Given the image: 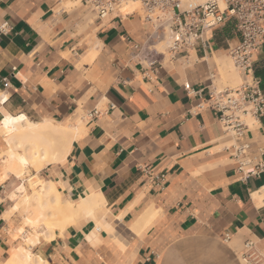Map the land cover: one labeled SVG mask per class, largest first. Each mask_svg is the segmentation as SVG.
Wrapping results in <instances>:
<instances>
[{"label": "crops", "instance_id": "obj_1", "mask_svg": "<svg viewBox=\"0 0 264 264\" xmlns=\"http://www.w3.org/2000/svg\"><path fill=\"white\" fill-rule=\"evenodd\" d=\"M68 1L0 0V27L7 23L0 32V148L7 114L81 119L65 161L43 167L46 179L37 175L63 201L94 196L93 215L51 240L41 235L32 251L47 264H245L240 252L252 239L264 264V205L256 192L264 178H241L232 138L208 101L218 61L240 39L234 21L207 33L209 47L166 55L152 49L155 27L141 13L116 10L88 22ZM255 65L264 90V43ZM95 107L101 113L88 117ZM242 142L259 155L264 116ZM12 173L0 183V264L19 241L12 234L19 210L5 217L17 203L9 196ZM149 210L155 217L138 231Z\"/></svg>", "mask_w": 264, "mask_h": 264}, {"label": "built area", "instance_id": "obj_2", "mask_svg": "<svg viewBox=\"0 0 264 264\" xmlns=\"http://www.w3.org/2000/svg\"><path fill=\"white\" fill-rule=\"evenodd\" d=\"M130 1L141 2L144 19L155 27L152 39L167 35L168 51L173 54L189 53L199 45L209 47L207 33L234 21L240 39L230 48V57L242 74V82L234 87H214L208 101L209 106L219 112L224 131L232 138L229 148L241 178H264V144L259 148V155L252 156L251 144L242 142L251 128L248 118L257 121L264 116V90L255 75V56L264 43V0H206L189 7L183 5V0H83L98 19L108 17ZM6 30L7 23L0 27V32ZM186 87L189 88L190 83ZM100 113V109L95 107L88 117L93 118ZM157 178L163 179L164 175ZM256 192L264 205V182ZM225 239H230L229 233ZM240 256L250 264L261 261V254L252 239L244 242Z\"/></svg>", "mask_w": 264, "mask_h": 264}, {"label": "bare ground", "instance_id": "obj_3", "mask_svg": "<svg viewBox=\"0 0 264 264\" xmlns=\"http://www.w3.org/2000/svg\"><path fill=\"white\" fill-rule=\"evenodd\" d=\"M183 1L185 2L186 0ZM187 1L189 2L191 0ZM197 1L201 0H193V2ZM71 2L73 1H68V4ZM139 2L140 1H133V3L126 4L127 6H130L131 11H134L136 8L135 5ZM77 3L80 4L79 2ZM75 5L76 4H74V6ZM155 38L157 37L155 36ZM2 121L3 127L7 130L5 139L8 145V149L5 152L6 154L8 153L9 156V170L7 171L11 170L15 172L19 177H22L25 174V168L30 166L36 172L35 174L29 176L28 180L31 187L36 190L38 189L39 193L34 194V196H28V198L33 197L39 200L41 198H45L46 201L57 202L58 206H56V210L59 211L54 214H58L61 216L64 215V218L66 220L73 221L74 219H78L80 216H85L86 214L93 215L94 208L91 207L94 197L93 195L81 197L82 199L79 202H74L72 200L63 201L60 198V192L56 185L52 181L41 180L37 175L39 171L46 165L54 162L65 161L67 154L72 148L73 141L76 140V138L78 139L81 135V131L83 129V121L79 119L75 124L71 122H69L68 124L55 123L49 120L35 122L27 118V116L24 114H7L6 117L2 119ZM18 189L23 191L25 190V186L22 185ZM14 192L11 193L10 196L13 199H16L17 193ZM18 204L19 203H16V205L9 210V212L5 216L6 218H9L12 215V212L18 209ZM45 205H47V203H40L39 212L36 213L33 218L28 217V221H26L29 224H33L39 221L38 218L45 217L47 215L44 210ZM39 215L41 217H39ZM155 215V210H149L146 214H144L142 218H140L141 220L139 219L138 223L136 224L137 227H139L137 230L139 231L140 228L146 226L155 217ZM47 223L48 230H45L46 232L40 231L41 233L36 232L35 234L25 235L24 245L18 246L16 249H14V252L4 264H47V260L43 257L37 258L35 253L32 251V247H34V245L38 243L41 235H44L48 238V240H51L55 237V231L59 229L60 232H62L63 228V226H58L59 224L54 222L47 221ZM106 228V230H110L108 229V227ZM24 232V228H21V233Z\"/></svg>", "mask_w": 264, "mask_h": 264}, {"label": "rangeland", "instance_id": "obj_4", "mask_svg": "<svg viewBox=\"0 0 264 264\" xmlns=\"http://www.w3.org/2000/svg\"><path fill=\"white\" fill-rule=\"evenodd\" d=\"M70 1H73V2H71L73 4H71V3L68 4V2H67L66 6L69 5L68 6L69 9H71L74 6V4H76L74 7H82L84 9V11H85V19L88 22H92L93 19L96 17V13L93 12L88 6L83 4L82 0H75V2H74V0H70ZM191 1H189V2L187 0L185 2L183 1V5L185 7L194 6V5L198 4V3L204 2L206 0H201V1H197V2H193V0H191ZM77 2H79L80 4H78ZM129 3H133V1H130ZM135 7L136 8H135L134 12H139V13H141V15L144 14L141 2L137 3L135 5ZM120 10L124 14H127V13H129L131 11V8H130V6H127V4L126 5L124 4V5H122L120 7ZM167 41H168V36L166 35L163 38H159V39L154 38V39H152L150 44L153 45L152 49H157V51L164 52L166 55H168V44H167ZM218 65H219V76L217 77V84H216L218 88L234 87V86L239 85L242 82L241 73L235 68V66L233 64V61H232L230 56L226 57L225 60H219L218 61ZM248 122L250 124H252L254 122V119L253 118H248ZM6 149H8V148H7L4 136H3L2 140H1V148H0V183L4 181L3 176L6 175L7 170H9L7 168V163H8V157L9 156H8V153L6 154V152H5ZM42 170L39 172V176L42 179H46V177H43L42 174H41ZM24 171H25V174L22 177H16V175H15L16 173L15 174L12 173L13 175H12L11 183H13L14 185L12 187L13 190L11 192L15 191L14 193H17L16 194V199H15L16 201L14 200V202L15 203L16 202L19 203L18 204V209L14 210L12 212V214L19 210L17 212V214H18V216L21 217V222L19 224V229H20L19 233L12 232L14 237H19V241L17 242L18 245L12 248L10 256L14 252V249H16L18 246L24 245V242H25L24 241V237H25V235L35 234L36 232H40V231L41 232H46L45 230H48L47 221L48 222L57 223V224H59L58 226H63L64 227V225H65L64 228H67V226L70 225L69 222H71L70 220H66L64 218V215L61 216V215H58V214H54L57 211H59V210H56V206H58L57 202L46 201L45 198L44 199L41 198L40 200L37 199V198H33V197L32 198L31 197L28 198V196H32V195L34 196V194H36V193L38 194L39 192H38V189L36 190V189H33L31 187L30 182L28 180L29 176H31V175L36 173L34 171V169L32 167L28 166V167L25 168ZM21 183H24L25 186H26V189L23 190V191L18 189V186H20ZM9 196H10V194H9ZM259 198L261 199V196ZM43 202L47 203V205H45V208H44V210L47 213V215L45 217L38 218L39 221H37V222H35L33 224L32 223L29 224L27 222L28 221L27 220L28 217H32L33 218L34 215L39 212L40 203H43ZM39 217H41V216L39 215ZM41 219H42V221H41ZM13 227H14L13 221H11L10 229H13ZM21 228H24V230H25L24 233H21ZM43 237H45V239L48 240V238L46 236H43ZM35 255L37 256V258L42 257V256L37 255V254H35ZM10 256L8 258H10ZM6 261H4L2 264H4ZM241 261H243V263H245V264H250V263L245 262L242 259H241Z\"/></svg>", "mask_w": 264, "mask_h": 264}, {"label": "trees", "instance_id": "obj_5", "mask_svg": "<svg viewBox=\"0 0 264 264\" xmlns=\"http://www.w3.org/2000/svg\"><path fill=\"white\" fill-rule=\"evenodd\" d=\"M255 75L260 79V77L256 73V65H255ZM260 84H261V79H260Z\"/></svg>", "mask_w": 264, "mask_h": 264}]
</instances>
